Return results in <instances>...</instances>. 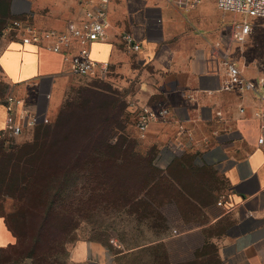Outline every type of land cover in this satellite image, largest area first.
<instances>
[{
    "label": "crops",
    "instance_id": "obj_1",
    "mask_svg": "<svg viewBox=\"0 0 264 264\" xmlns=\"http://www.w3.org/2000/svg\"><path fill=\"white\" fill-rule=\"evenodd\" d=\"M98 6L99 0H0L8 19L60 32ZM228 14L216 0H111L106 39L90 48L92 59L109 63L107 76H73L62 55L14 38L0 53V72L11 92L28 98L50 123L96 132L93 139L99 141L90 145L103 152L86 155L87 161L120 162L124 158L114 148L126 146V178H145L149 160L170 181L176 201L201 211L182 221L179 206L170 202L180 216L178 229L156 245H179L189 262L207 258L212 246L221 264H264V122L253 115L262 105L252 93L220 91L225 60L250 80L260 76L248 73ZM125 35L136 39L139 51ZM27 82L39 85L29 88ZM143 109L169 114L141 134L135 115ZM72 144L73 153L60 160H83L76 152L82 143ZM15 242L0 215V248ZM99 250L96 243L82 242L75 259H95Z\"/></svg>",
    "mask_w": 264,
    "mask_h": 264
},
{
    "label": "rangeland",
    "instance_id": "obj_2",
    "mask_svg": "<svg viewBox=\"0 0 264 264\" xmlns=\"http://www.w3.org/2000/svg\"><path fill=\"white\" fill-rule=\"evenodd\" d=\"M228 17V28H230L229 24H232L231 21L234 22L232 26H234L233 39L235 40V27L241 17L233 14H228ZM13 21L14 19L6 18L4 14L0 15V53L14 37L15 32H6V29H9ZM248 22L252 27V32L248 39L242 43L244 48L243 55L246 52L245 60L250 65L248 73L252 77L257 76V74L262 76L264 75V18L249 19ZM109 76L119 78L113 74ZM117 83L122 85L123 82ZM10 92V86L3 79L0 72V107ZM3 120L0 119V123L3 124ZM56 124V122H49L48 126L44 125L47 127L41 126L42 129L40 131L34 130L26 133L15 141L9 139L0 140L1 217L2 211H12L14 203L9 195L18 186L17 183L22 175L30 173V168L34 167L35 173L43 175L50 174L52 168L62 172L68 161L66 159L62 161L60 157L54 158L52 151L59 148L60 151L64 149L65 154H71L74 149L72 143H82L76 149V151L80 149V153L84 155L83 160L79 161L77 176L69 181H65L63 178L60 184L55 185L63 193L62 197L65 200L63 205L76 209L77 216L75 219L76 224L78 223L79 225V229L68 240L66 246L68 257L61 258L58 263H189L186 251L178 250L179 245H174L171 248V244H169L168 249L170 250H166L165 243L155 244L157 240L172 235L174 233L173 229H178L177 222L180 220V216L176 212L174 205H170V202L176 203L179 207L182 203L179 200H170L168 199L169 197H165L166 193H170V190L167 189L168 186L159 183V187L154 189L151 195H143L141 200L129 199V196L126 197V193L139 195L143 191L144 178L132 177L126 181V163L120 166L109 164L110 166L106 170L98 169L96 166L97 162L92 164L86 160L88 157H85L92 152L93 148H96L91 146L90 143L98 142V138L87 140L95 137L93 135L96 132L88 130L87 135H84V131L71 130L72 128L69 129L66 126L60 128ZM84 141L89 144L85 143L86 145H84ZM34 143H38L41 146V150L39 149L34 157H32V154L30 158H27L26 155H30L28 153L21 159L23 156L20 157V154H18L19 148L27 144L31 147ZM52 157L54 160H52ZM16 160L19 161L16 162ZM22 160H24L23 163ZM54 163L56 164L55 166H53ZM16 164H18L19 168H17ZM129 188L131 191H129ZM197 220L201 221L203 219L200 217ZM91 238L100 239L104 242H93L99 245L98 256L95 259L88 257L85 262L76 261L75 258H78L76 253L78 245L82 242H92ZM3 248H0V264H14L12 262H14L16 256H13L10 250L2 252ZM183 248L186 250L185 245H183ZM206 250L210 255L201 262L194 264H221L215 255L214 247L210 246Z\"/></svg>",
    "mask_w": 264,
    "mask_h": 264
},
{
    "label": "built area",
    "instance_id": "obj_3",
    "mask_svg": "<svg viewBox=\"0 0 264 264\" xmlns=\"http://www.w3.org/2000/svg\"><path fill=\"white\" fill-rule=\"evenodd\" d=\"M217 7L224 13H232L239 17L235 27V38L239 43H244L252 32L248 20L264 18V0H216ZM111 0H99L96 11L88 14L87 19L81 23H69L63 32L55 30H39L29 28L24 22L14 20L6 29L13 31L14 39L21 40L44 50L62 55L64 63L68 66V72L76 77L97 78L105 77L110 72L109 63H100L92 59L91 46L95 42L106 39L108 28L107 10ZM124 40L133 51H139L140 45L132 35H125ZM226 70V80L220 91L237 90L244 93H252L261 103V108L254 112V117L264 122V75L257 80L245 77L243 70L229 60L223 62ZM27 87L38 86L37 82L25 83ZM4 108L3 124H0V140H17L26 133L34 131L37 127L49 122L47 116L21 95L10 93L2 102ZM244 109L240 113H244ZM169 114L167 109L153 110L143 109L136 113V129L145 134L151 124L159 118ZM263 139H259L262 143ZM219 206L222 203H218Z\"/></svg>",
    "mask_w": 264,
    "mask_h": 264
},
{
    "label": "trees",
    "instance_id": "obj_4",
    "mask_svg": "<svg viewBox=\"0 0 264 264\" xmlns=\"http://www.w3.org/2000/svg\"><path fill=\"white\" fill-rule=\"evenodd\" d=\"M4 6V4H1ZM5 8H2L0 15L4 13ZM7 18V17H6ZM47 127V126H42ZM41 126L37 127L35 130L40 131ZM49 129V128H48ZM35 131V132H36ZM37 131V132H38ZM92 131V130H91ZM88 131L84 135H87ZM94 132V130L92 131ZM94 134L93 136H95ZM93 139H87L91 140ZM91 142V141H89ZM38 143H34L31 147L27 144L19 148L18 154H20L21 159L26 155L27 158L34 157L41 146ZM74 151V149H73ZM73 151L71 153H73ZM116 155L123 157L124 160L120 162H104L98 161L97 168H102L101 170H106L109 168V164L112 166H120L126 163V146L119 145L114 148ZM53 157L57 158L64 153V149L61 151L59 148L52 151ZM78 154L79 151H76ZM100 149L93 148L90 155H97L102 153ZM65 154V153H64ZM15 155V153H14ZM13 156V155H12ZM31 157V158H32ZM52 157V160L54 158ZM19 160H16V162ZM24 160H22L23 163ZM30 161V160H29ZM96 163V162H91ZM19 164V163H18ZM18 164H16L17 168ZM56 164L54 163L53 166ZM79 162L68 161L62 172L56 171V168L50 171V174H38L35 173V167L30 168L31 172L22 175L21 179L17 183V187L10 198L13 200V208L10 212L2 211V218L9 229V231L16 238L14 244L8 245L6 248L2 249L4 251H11L14 259V264H59L58 261L61 258L68 257L67 244L70 237L79 229L78 223L76 224L77 212L74 207L68 208L63 205V193L61 189L55 187V185L60 184L62 179L65 181L72 180V178L77 176ZM62 170V169H61ZM82 171V169H80ZM146 177L143 180L144 189L140 194L151 195V192L159 187V183H163L168 186L167 189L170 190V181L160 176V171L152 167L151 162L147 160L146 163ZM109 176V175H108ZM130 178H126L127 180ZM129 191L131 189L129 188ZM129 199L138 200L139 195L136 193H126V197ZM165 197L173 200L176 199L170 194L166 193ZM179 212L183 220L187 218H195L200 215V210H191L187 205L180 204ZM92 242L104 243L102 240L90 239ZM195 262H189L186 264H194Z\"/></svg>",
    "mask_w": 264,
    "mask_h": 264
}]
</instances>
